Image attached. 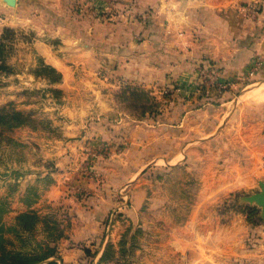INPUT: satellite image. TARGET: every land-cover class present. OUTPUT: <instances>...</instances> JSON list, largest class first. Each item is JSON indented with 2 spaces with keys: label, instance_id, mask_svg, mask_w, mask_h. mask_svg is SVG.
Here are the masks:
<instances>
[{
  "label": "rangeland",
  "instance_id": "obj_1",
  "mask_svg": "<svg viewBox=\"0 0 264 264\" xmlns=\"http://www.w3.org/2000/svg\"><path fill=\"white\" fill-rule=\"evenodd\" d=\"M5 1L10 7L17 5V0ZM186 2L19 0L21 8H8V13L0 9V30L2 15L19 10L26 19L24 26H6L4 28L9 30L1 33L2 55L10 69L6 74L0 72V113L18 110L28 117V122L20 126L5 128L0 125V220L4 225H12L16 215L22 212L12 215L9 211L14 209L11 206L16 203L18 191L24 194L28 204L35 195L30 186L24 191L18 188L19 170H44L50 161L57 162L46 157L45 149L54 139L62 137L67 125H72L71 121L87 124L88 133L98 129L97 111L89 116H71L64 109L65 105L97 104L95 95L110 92L117 103L110 115H126L129 122L126 126L134 124L130 120H160L165 100L175 105L174 84L138 88L135 92L144 93L138 97L127 90L123 94L126 88L119 92L110 86L119 59L104 55L103 51H113L119 46L120 26H129L135 31L138 22L146 23L145 15L152 17L153 8H178V3L183 6ZM51 6L55 8H49ZM250 7L253 8V3ZM143 29L137 34L140 40H143L140 36ZM65 32L70 35L68 42H76L79 47L86 45H83L86 60L76 64L75 78L66 91L57 83H50L43 74L34 73L43 60L32 47L39 39L62 44ZM78 52L80 48L72 51ZM209 61L196 64L200 82L196 92L186 98L194 99L190 102L203 101L197 105L200 109L180 112L185 118L183 143L166 127L142 124L136 130L147 137V147L140 145L125 156L109 157L107 152L108 158L103 155L99 160L81 154L59 164V167L66 165L67 170H78L83 177L99 185L96 195L84 188L71 191L86 201L93 196V205H100L105 212L98 236L80 243L90 259H94L98 250H103L97 264H189L188 259H195L203 251L216 253L214 264H264V225L248 222L243 207L249 204L238 203L240 196L259 189L255 179L263 176L259 170L264 169V141L258 133L264 126V103L249 104L244 94L264 81V73L239 84L228 80L224 82L228 84L226 89H219L220 80L215 77ZM97 76L106 77V83L99 81ZM110 126L106 129L116 136L120 129ZM100 127L105 128L103 123ZM200 137L204 140L199 143ZM57 144L54 141V145ZM114 146L121 145L114 142ZM177 148L181 150L175 155ZM1 187L8 189L13 199L8 201ZM44 215L47 225L55 228L40 223L41 230L37 228L26 236L27 241L22 246L25 250L35 247L45 250L47 246L58 249L63 241L64 246V237L71 226L72 214L68 206L51 205ZM193 215L198 216L202 224L198 235L193 233ZM186 224L188 230L184 229ZM249 224L255 228H250ZM209 226L215 228L210 236ZM14 243L21 246L19 241Z\"/></svg>",
  "mask_w": 264,
  "mask_h": 264
},
{
  "label": "crops",
  "instance_id": "obj_2",
  "mask_svg": "<svg viewBox=\"0 0 264 264\" xmlns=\"http://www.w3.org/2000/svg\"><path fill=\"white\" fill-rule=\"evenodd\" d=\"M16 2L15 7H10L7 1L0 0L1 11H6L8 8H21L19 0ZM252 3L253 8L250 7ZM177 6L178 8H153L152 17L149 18L145 15L146 23L141 25L142 23L138 22L135 31H131L129 26L124 25L125 28L120 26L117 38L119 46L113 51L111 49L103 51L104 55L118 56L117 59H119L115 67V79L109 82L110 86L116 87L120 92L126 86L150 89L157 85L164 87L174 84L175 105L173 106L171 101L165 100L166 103L161 108L160 120L153 121L150 118H145L135 121L129 119L134 121V124L131 122L128 126H126V123H129L126 115L124 117L118 114L111 117L110 111L117 106V103L110 92L95 95L98 100H96L97 104L82 102L74 106L65 105L64 109L70 112L71 116L83 114L89 116L93 111H97L96 126L98 129L88 133L86 131L88 129H85L88 128L87 124L71 121L72 125H67L62 137L54 139L59 144L55 146L54 141L50 142L45 149L46 157L55 159L57 162L50 161L49 167H44V170H42L43 168L41 170H19L18 188L24 191L30 186L29 188L35 192V195L28 204L24 201V194L18 191L15 198L16 203L11 206L14 209L9 210L12 215L27 208H34L39 214L44 215L51 205L59 204L67 205L72 214L70 229L64 237V246V241L60 242L62 246L58 247L53 255L38 264H97L98 258L103 253V250L100 249L93 256L94 259H90L85 254L86 249L80 246L82 241H91L100 233L101 224L105 220L103 208L100 205H93V196L86 201L83 199L84 197L71 193L72 189L84 188L91 190L92 194L96 195L99 185L91 179L83 177L78 170H67L64 168L66 165L59 167V164L77 158L81 154L88 157L90 155L99 160L103 155L105 157L107 152L109 157L125 156L140 145L145 147L147 137L142 136L143 133L136 130L142 124L166 127L167 131L172 130V135L180 138L183 143L182 128L185 118L180 112H195L200 109L197 105L200 102L203 103V101L198 102L197 100L190 102L194 100L191 97L186 99L196 92L197 84L200 82L197 78L199 72L196 69L198 61L210 60L209 63L220 70L219 72L215 71L214 75L222 82L229 80L233 84H239L242 80L256 78L264 73V0H187L185 5L182 6L178 3ZM1 17L0 36L4 27L24 26L26 21L23 12L19 13V10L17 13H9ZM142 29L143 32L140 36L143 37V40H140L137 34ZM64 37L65 40L62 44L54 45L39 39L32 43V47L46 64L61 72L62 79L57 85L66 91L75 78L74 69L78 66L76 64L86 60L83 56L85 55L83 49L86 45L82 44L79 47L76 42L73 44L68 42L67 38L70 35L66 32ZM76 39L74 40L76 41ZM83 45L85 46L83 47ZM75 48H80L81 52L72 53ZM97 79L106 83V77L104 79L97 76ZM93 87L98 88L96 85ZM91 90L94 92L92 88ZM174 112L177 114L174 115ZM168 113L170 116H167ZM100 123H103L105 128H101ZM107 125L118 127L120 131L116 132L115 136L106 129ZM258 135L264 141L263 125L262 132ZM153 138L156 137L153 136ZM203 140L200 137L198 142ZM114 142L121 146L113 147ZM180 150L177 148L175 155ZM262 153L264 155V147ZM153 156L148 155L150 158ZM144 164L146 165V163ZM53 165L54 170H51ZM57 167L59 168L56 170ZM68 168L71 167L68 166ZM259 172L263 176L256 178V182L258 179H264V169ZM1 190L5 191L4 195L7 196L8 201L13 199L9 196L8 189L4 190L1 187ZM192 226L194 227L193 233L198 235L201 232L202 224L196 215L192 216ZM249 227L253 229L255 225L249 224ZM37 228L41 230L42 226L38 224ZM185 228L188 230V224L185 225ZM208 230L210 236L215 228L209 226ZM226 254L227 252H225ZM217 257L216 253L203 251L195 259L188 260L189 264H214Z\"/></svg>",
  "mask_w": 264,
  "mask_h": 264
},
{
  "label": "trees",
  "instance_id": "obj_3",
  "mask_svg": "<svg viewBox=\"0 0 264 264\" xmlns=\"http://www.w3.org/2000/svg\"><path fill=\"white\" fill-rule=\"evenodd\" d=\"M8 28L4 29V32L8 31ZM3 36H0V39ZM3 43L0 42V72L5 74L9 72V66L5 64L4 57L2 55ZM35 74H43L50 83H58L62 79V74L55 67L45 64L40 61L38 68L34 70ZM125 90L134 94L136 97L144 94L142 91L137 93L138 88L126 86ZM55 91V89H53ZM142 96V95H141ZM28 122L21 111L13 110L11 112L0 113V125L5 128H12L20 126ZM248 222L252 224L261 223L262 220L259 216V209L256 206L246 205L244 208ZM44 223L47 225V217L41 215L37 210L28 209L18 213L15 217V222L12 225L6 226L0 220V264H38L41 261L53 255L56 252L55 246H47L45 250L39 247H35L31 250H25L23 246L27 241V235L33 234L37 229L38 224ZM49 228H55L50 226ZM12 235V236H11ZM19 241L20 245H16L14 242ZM49 264V263H48Z\"/></svg>",
  "mask_w": 264,
  "mask_h": 264
},
{
  "label": "water",
  "instance_id": "obj_4",
  "mask_svg": "<svg viewBox=\"0 0 264 264\" xmlns=\"http://www.w3.org/2000/svg\"><path fill=\"white\" fill-rule=\"evenodd\" d=\"M257 183L259 189L253 193L240 196L238 203L256 206L259 209V216L264 224V179H258Z\"/></svg>",
  "mask_w": 264,
  "mask_h": 264
},
{
  "label": "bare ground",
  "instance_id": "obj_5",
  "mask_svg": "<svg viewBox=\"0 0 264 264\" xmlns=\"http://www.w3.org/2000/svg\"><path fill=\"white\" fill-rule=\"evenodd\" d=\"M244 98L249 102V104L250 103L263 104L264 103V82H260L257 85H255L251 90H248L244 94Z\"/></svg>",
  "mask_w": 264,
  "mask_h": 264
},
{
  "label": "built area",
  "instance_id": "obj_6",
  "mask_svg": "<svg viewBox=\"0 0 264 264\" xmlns=\"http://www.w3.org/2000/svg\"><path fill=\"white\" fill-rule=\"evenodd\" d=\"M211 68H212V71H213V72L216 71L213 65H211ZM213 68H214V69H213ZM202 73H203V70H202ZM205 74L208 75L209 77H212V78H213V75H212L211 73L206 72ZM217 80H218V79H217ZM227 85H228V84H225L224 82L219 81L218 87H219V89H222V88H225ZM225 89H226V88H225Z\"/></svg>",
  "mask_w": 264,
  "mask_h": 264
}]
</instances>
